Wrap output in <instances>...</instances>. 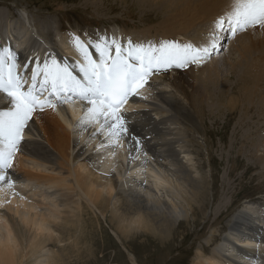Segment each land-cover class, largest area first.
Returning a JSON list of instances; mask_svg holds the SVG:
<instances>
[{
	"label": "bare ground",
	"instance_id": "bare-ground-1",
	"mask_svg": "<svg viewBox=\"0 0 264 264\" xmlns=\"http://www.w3.org/2000/svg\"><path fill=\"white\" fill-rule=\"evenodd\" d=\"M139 4L157 8L160 20L153 27L134 33L137 39L138 36L144 40L178 37L195 43L205 39L214 20L228 8L230 0H148ZM21 15L25 20L17 21V31L28 28V15ZM5 16L0 13V40L6 36L17 38L18 35L4 30ZM32 27L30 30L34 33L37 30L38 37L47 44L45 28ZM253 31L257 32L256 36H249L238 45L239 57H247L243 66L242 62L230 64L233 85L223 87L220 61L213 59L206 62L202 70L193 71L198 78L194 77L190 91L175 83V91L171 92L172 86L161 75L158 79L165 82L162 89L146 96L147 101L143 97L128 106L124 118L129 135L141 141L139 150L131 154L127 139L115 146H106L103 135H92L97 127L95 123L83 128L74 126L84 105L74 103L38 113L44 114L47 124L33 116L35 121L32 119L27 126L28 140L21 147L18 158L23 174L9 172L10 179L16 181L13 188L0 182V264H56L61 256L74 250L79 257L78 264L83 262V253L92 256L93 252L78 247L80 229L70 236L75 228L72 221L79 215L82 203L103 218L108 215L114 234L121 242L140 237L145 239L144 243L172 241L180 221L194 217L197 208L191 204L205 182L194 162L193 156L199 157L195 148L198 145L188 134L186 107L182 101L198 118V113L204 110L210 112L209 116H215V106L218 114L223 111L234 113L237 110V104L233 102L236 95L244 110L241 122L252 112L264 115V29H249L230 44ZM192 34L193 39H189ZM32 49H38L36 43L22 49L28 59L33 55L25 50ZM205 71L209 73L208 80L202 76ZM152 89L155 88L152 86ZM207 101L214 102L206 106ZM10 107L8 98L0 95V110L6 111ZM261 131L264 132V128ZM258 144L256 140L247 144L253 157L257 156ZM74 197L77 199L73 200ZM43 202H46V208L41 206ZM260 223L247 208L238 211L228 221V236L212 249L207 259L196 264H232L234 259L236 264H249L245 255L256 258L260 255L264 262V235L259 234ZM132 228L140 230L125 232Z\"/></svg>",
	"mask_w": 264,
	"mask_h": 264
},
{
	"label": "rangeland",
	"instance_id": "rangeland-1",
	"mask_svg": "<svg viewBox=\"0 0 264 264\" xmlns=\"http://www.w3.org/2000/svg\"><path fill=\"white\" fill-rule=\"evenodd\" d=\"M140 1L148 0H0V13L6 15L3 21L4 30L11 34L10 28H12L18 37L11 38L20 46L26 41L27 36L21 35V37L18 31L29 29V27H24L27 29L20 28L17 31V21L24 22L25 20L21 18L23 13L28 15V26L31 23L38 30L41 26L46 27L45 32L47 34L49 32L47 40L51 38V30L60 29L63 33L69 26L75 25L93 31H101L103 27L118 25L126 32L140 33L143 29L153 27L160 20L157 8L142 6L139 4ZM253 35L256 36L257 32L253 31L241 38H236L234 44H230L222 53L220 52L217 57L213 58L220 61L222 70L220 79L223 81L224 88L234 84L230 75V64L239 65L242 62L243 66L247 58L239 57L238 45ZM193 36L194 34L188 38L193 39ZM199 69L202 70L201 67H191L186 72L168 74L166 77L162 75V77L172 86L171 92L175 91L173 89L176 86L175 83L190 91L196 76L193 75V71ZM202 76L204 79H209V73L206 71ZM173 78L176 80L174 81ZM156 83L153 85V87L157 85L154 92L162 89L165 82L161 79ZM214 101H207L206 106H210ZM182 102L186 107L184 113L185 124L190 131L188 134L199 147H195L198 149L199 157L193 156L194 162L200 169L201 178H205L201 186L203 190L199 191L198 195L196 194L197 199L191 204L195 209L197 208L194 217L180 221L172 241L169 239L163 244L153 241L144 243L145 239L140 237L137 240L128 238L124 243L114 234V228L110 225L108 215H104L103 218L95 210L82 203L79 215L72 221L75 228L70 236L75 235L80 229L81 233H77L79 235L77 239L80 241L78 247L82 251H91L93 254L86 256L83 253L81 256L84 259L80 264H134L133 257H135L136 264H196L202 259H207L212 249L228 236V221L232 216L244 208L254 215L253 205L264 201V168H262L264 167V132L261 131L264 128V115L252 112L244 122H241L244 110L236 95L233 102L237 104V110L234 113L228 114L223 111L218 114L215 106L213 108L215 116H209L210 112L204 110L198 113L200 120L190 106ZM35 115L36 119L47 124L44 121L46 120L44 114L33 116ZM35 118L32 119L35 121ZM255 140L259 141L256 154L257 156L261 154V157L255 155L253 157V154L250 155V151L247 150L248 142H255ZM21 151L20 149L14 162V171H10L20 175L23 174L19 168L18 159ZM53 151L56 153L55 150ZM41 206L46 208V202L41 203ZM139 230V228H132L125 232ZM129 235L133 234L129 233ZM51 248L52 246L49 249ZM202 249L203 253H201ZM78 263L79 257L76 256V250L61 256L56 262V264Z\"/></svg>",
	"mask_w": 264,
	"mask_h": 264
},
{
	"label": "snow or ice",
	"instance_id": "snow-or-ice-1",
	"mask_svg": "<svg viewBox=\"0 0 264 264\" xmlns=\"http://www.w3.org/2000/svg\"><path fill=\"white\" fill-rule=\"evenodd\" d=\"M257 27L264 29V0H230L228 8L214 20L205 41L198 45L174 40L144 44L131 39L125 45L115 36L100 37L95 42L73 36L72 44L79 57L74 67L79 75H74V69L54 55H45L42 62L33 56L30 83L16 71V53L8 47L0 49V93L11 105L6 111L0 110V182L11 187L9 170L13 157L21 149L33 112L45 107L86 102L75 127L95 123L92 135H103L106 146L127 139L129 154L138 151L141 141L129 135L122 112L129 98L150 86L152 76L190 64L199 66L218 47L223 31L235 35ZM90 48L95 50V56Z\"/></svg>",
	"mask_w": 264,
	"mask_h": 264
}]
</instances>
